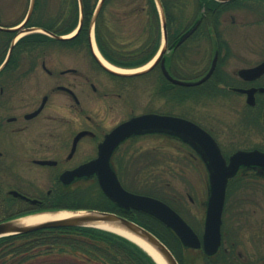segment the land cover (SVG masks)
Wrapping results in <instances>:
<instances>
[{
  "label": "flooded vegetation",
  "instance_id": "flooded-vegetation-1",
  "mask_svg": "<svg viewBox=\"0 0 264 264\" xmlns=\"http://www.w3.org/2000/svg\"><path fill=\"white\" fill-rule=\"evenodd\" d=\"M192 14L185 26L168 18L166 40L159 39L156 27L148 23L133 42L123 41L119 46L106 39L101 44L96 34L95 44L104 59L127 69H141L151 62L144 73L134 76L116 75L104 68L94 56L89 34L82 40H58L45 32L28 31L36 26L21 27L22 17L13 21L0 14V224L56 209L70 200L67 194L73 195L86 185L100 191L96 175L75 178L71 183H64L62 176L95 160L111 132L141 115L173 117L194 124L211 135L227 161L240 150L258 148L264 152V72L249 78L240 75L241 70L264 64V36L248 40L250 58L245 67H231L236 62L226 29L230 26L242 32L248 28L252 32L247 16L252 24L264 28V0H198ZM227 18L232 24H227ZM39 28L61 35L59 24ZM206 46L210 49L206 56L195 59ZM203 79L191 86L179 83ZM143 88H148L146 94ZM249 91L253 104L247 103ZM228 97L243 103L239 112L245 119V131L258 141L257 146L231 153L224 149L219 120L206 116L205 104L208 98ZM169 131L172 133L128 138L113 153L111 166L123 187L131 190L122 180L123 146L142 138H159L175 145L170 148L176 149L180 158L190 160V171L198 175V184L193 183L186 196L190 205L205 211V220L211 191L206 163L189 141L173 134L177 130ZM170 148L152 146L155 152ZM203 151L206 153L205 148ZM248 177L264 181V168H241L229 181L227 199L232 186L238 187V182ZM226 204L220 252L233 253L235 260L264 264L260 250L250 256L237 250L238 241L225 226ZM193 217L198 219L196 214Z\"/></svg>",
  "mask_w": 264,
  "mask_h": 264
},
{
  "label": "rangeland",
  "instance_id": "rangeland-1",
  "mask_svg": "<svg viewBox=\"0 0 264 264\" xmlns=\"http://www.w3.org/2000/svg\"><path fill=\"white\" fill-rule=\"evenodd\" d=\"M149 1L107 0L101 19V36L105 39H111L117 46L120 42H123L122 40L133 42L139 36L142 28L147 23L150 24L152 19V25L156 27V31L160 36L159 22L154 17ZM31 3L32 0H0V14L8 19H13V21L20 17L24 18L30 10ZM63 7H65V0H40L37 13L42 21L50 22L58 17ZM194 8L196 6L192 0H185L179 6L170 8V18L174 19L173 21L176 23H180L181 26H185L190 21ZM158 10L161 9L158 7ZM246 21L247 24L253 25L254 30L259 29V31L249 32L248 28H245L242 32H237L230 26L226 28L233 42L231 43V49L236 62L231 67H245L248 64L247 58H250L247 54L249 50L248 40L264 36V28H258L261 26L252 24L251 17L247 16ZM227 24H232L230 18H227ZM91 32L92 39L95 42L97 32L95 33L94 29ZM127 44L130 46L134 43ZM208 50L210 49L206 46L198 51L199 54L194 55L195 59H202L204 55L206 56ZM142 84L147 85L146 83ZM147 90L143 88L142 93L146 94ZM242 107H244L243 103L231 97L217 100L208 98L206 100V116L209 115L216 121L219 120L218 125L223 130L221 135L225 145L224 149L229 153L239 149L251 148L258 144V141L252 139V136L245 131V119L239 112ZM155 144L158 148L175 147V145L165 143L159 138H142L133 143L128 142L123 146L122 153L124 155L121 158L123 162L121 168L122 180L127 187L135 190V192L169 200L180 210L179 214L194 230L202 232L205 211L202 209L200 211L197 205H190L191 203H189L186 196V191H192V184H198V175L192 173L191 161L180 158L176 149L170 148L171 150H157L155 152L152 149ZM169 168L176 170L166 172V169ZM238 183V187L236 185L232 186L233 188L230 190L227 199L226 230L236 237L237 240L232 238L238 241L237 250L246 256L253 255L258 250L264 253V181L248 177ZM66 197H68L66 199L77 203L100 204L97 190L90 185L83 186L73 195L67 194ZM175 198L180 199V202H174ZM63 202H61L62 205L66 203V201ZM194 214L198 215V219L193 217ZM256 239L258 240L256 241ZM194 255L196 256L195 253ZM199 258L197 261L200 262Z\"/></svg>",
  "mask_w": 264,
  "mask_h": 264
},
{
  "label": "water",
  "instance_id": "water-1",
  "mask_svg": "<svg viewBox=\"0 0 264 264\" xmlns=\"http://www.w3.org/2000/svg\"><path fill=\"white\" fill-rule=\"evenodd\" d=\"M104 1L105 0H100L94 19L99 14ZM218 1L227 2L229 0ZM157 2L161 9V20L166 40V17L163 12L160 0H157ZM34 4L35 0H32L30 12L26 19V22L33 12ZM198 24L199 22L189 33L186 34L184 39H186L189 35L194 32ZM81 26L82 22H80L78 32ZM13 30L15 29H9V31ZM36 30L38 29H29V31ZM49 35L58 40L66 39L55 34L49 33ZM98 61L100 60L98 59ZM105 68L111 73L121 76L141 74H121L109 70L107 67ZM260 72H264V64L255 69L241 70L240 75L245 78H249L252 75L257 76ZM205 79L197 83H179L191 86L199 84ZM253 101V93L249 92L248 103L252 104ZM197 129L198 128L192 123L172 117H163L157 115H143L140 117H136L120 125L106 137L105 141L100 145L99 156L96 160H93L92 162L83 165L74 172L63 175L62 179L65 183H70L75 177L91 176L96 174L104 194L110 200L117 203L121 208H124L126 210H139L155 216L177 234L180 241L185 247L192 249H200L203 247V250L207 256H213L217 253L221 246L222 214L225 204L228 181L230 178L235 176L242 167L264 168V153L260 151H241L234 154L230 158L229 162H227L226 159L223 157L219 147L211 138V136L206 132L202 131L201 129ZM169 130H177V132L174 131L175 133L173 134L182 137L183 140L189 141L191 145H193L197 149V151L202 156L204 162L206 163L207 169L209 171V182L211 192L207 203L206 221L202 240L194 232V230L183 220V218L164 202L149 196L137 195L126 191L120 184L118 177L110 163L113 152L126 139L141 134H151L157 132L172 133ZM203 148H205L206 153L205 151H203ZM62 211L66 210L45 211L30 214L18 219L1 223L0 238L17 234H27L29 232H33L43 228L90 227L110 231L128 239L129 241L135 243L137 246L142 248L145 252H147L153 258V260L157 264H159L156 259L145 248H143L135 241H132L131 239L119 233L98 226L99 224H105L122 229L130 233L131 235L139 238L140 240L145 242L155 253H157L163 259L165 264H179L176 257L169 250V248L153 233L140 226L139 224L111 212L99 210L67 211L75 213L77 215L66 219L47 221L37 225L18 224L19 220L31 215L45 213L56 214Z\"/></svg>",
  "mask_w": 264,
  "mask_h": 264
},
{
  "label": "trees",
  "instance_id": "trees-1",
  "mask_svg": "<svg viewBox=\"0 0 264 264\" xmlns=\"http://www.w3.org/2000/svg\"><path fill=\"white\" fill-rule=\"evenodd\" d=\"M167 19L170 8L179 6L185 0H161ZM198 6V0H192ZM83 9V26L76 40L87 39L92 19L99 0H81ZM151 10L157 19L158 14L154 0H150ZM40 0H36L35 9L28 24L42 27L59 24L60 34H69L79 22V0H65V7L55 20L44 22L38 16ZM107 0L104 1L96 23L98 41L102 44L101 19ZM153 24V19L150 25ZM153 26V25H152ZM30 36L29 38H32ZM107 42L112 40L106 38ZM124 41V40H122ZM127 41V40H125ZM113 43V42H112ZM100 204H84L66 200L58 209H97L117 213L156 235L172 251L180 264H251L235 260L234 254L225 251L213 257L205 256L201 251L183 247L176 234L155 217L146 213L126 211L99 193ZM196 254V256L194 255ZM200 256V258H199ZM196 257V259H195ZM199 258L200 262L197 261ZM199 262V263H198ZM0 264H156L152 258L137 245L114 233L90 227L43 228L27 234H17L0 238Z\"/></svg>",
  "mask_w": 264,
  "mask_h": 264
},
{
  "label": "bare ground",
  "instance_id": "bare-ground-1",
  "mask_svg": "<svg viewBox=\"0 0 264 264\" xmlns=\"http://www.w3.org/2000/svg\"><path fill=\"white\" fill-rule=\"evenodd\" d=\"M93 50L95 52V54L97 55V57L100 59V61L102 62V64L104 66H106L107 68H109L110 70L114 71V72H118V73H130L133 71H128L125 69H120L117 68L113 65H111L110 63H108L99 53L97 47L95 46V44L93 43ZM74 215H77L75 213L72 212H67V211H62L60 213H45V214H37V215H31L25 218H22L21 220L18 221L19 225H37L40 223H44L47 221H53V220H59V219H66L69 217H72ZM99 227L114 231L116 233H119L129 239H131L132 241H135L136 243H138L139 245H141L143 248H145L155 259L159 264H165V262L163 261V259L157 254L155 253L145 242H143L142 240H140L139 238L131 235L130 233L113 227V226H109V225H105V224H99Z\"/></svg>",
  "mask_w": 264,
  "mask_h": 264
}]
</instances>
